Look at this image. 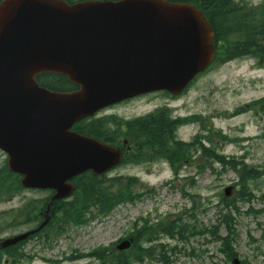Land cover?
I'll return each mask as SVG.
<instances>
[{
	"label": "water",
	"instance_id": "obj_1",
	"mask_svg": "<svg viewBox=\"0 0 264 264\" xmlns=\"http://www.w3.org/2000/svg\"><path fill=\"white\" fill-rule=\"evenodd\" d=\"M213 56L212 29L191 4L2 0L0 148L9 155V169L23 175L22 187L52 189L55 195L39 228L0 247L45 226L51 203L74 191L67 181L120 162L118 150L71 132L74 123L138 95L178 94ZM45 73L64 75L79 89L60 94L41 88L35 77Z\"/></svg>",
	"mask_w": 264,
	"mask_h": 264
},
{
	"label": "rangeland",
	"instance_id": "obj_2",
	"mask_svg": "<svg viewBox=\"0 0 264 264\" xmlns=\"http://www.w3.org/2000/svg\"><path fill=\"white\" fill-rule=\"evenodd\" d=\"M257 4L259 0H246ZM264 98V71L256 67L250 58L216 63L207 73L198 77L191 88L182 96L171 99L163 94L144 96L126 104L118 105L105 112L103 116H115L118 119L138 117L155 109L167 106L175 116L198 115L208 119L211 126L206 133L217 143L220 155L234 157L237 161L244 160L247 164L264 170V113L250 109L249 105ZM244 109L240 114L230 116L234 110ZM200 124H189L181 128L177 137L188 141L197 132ZM217 130L229 139L222 141L213 136ZM207 132V131H206ZM211 146V144H208ZM0 153V167L4 165ZM215 171L220 166L213 165ZM188 174V175H187ZM132 176L138 178L133 192L141 194L133 203L119 205L107 218L95 221L86 227L70 228L65 236L35 238L26 243L19 253L28 259L21 264H98L91 257L77 258L91 253L98 247H109L128 236L132 224L137 219H148L152 222L167 218H182V223L200 229L216 226L219 201L224 188L231 187L233 197L238 187H234L237 176L231 169L221 174L208 168L201 175L194 174L193 167H185L180 177L174 178L166 162L141 166L131 169L122 166L104 179L115 176ZM187 175V176H185ZM193 176V177H188ZM186 177V178H185ZM257 186V187H255ZM253 197L251 202L239 204V213L232 212L235 217V229L238 238L235 250L241 264H264V177L251 184ZM185 190L186 193L181 192ZM190 197H188V195ZM49 195L47 191L24 190L9 200L0 199V220H8V213L18 209L26 201L41 200ZM194 208V209H193ZM194 215L193 220L190 216ZM141 224V223H140ZM20 226L0 234V239L15 235L28 229ZM187 235V233H186ZM217 235H226L224 227L218 229ZM165 251L177 248L181 251L173 257V264H231L225 261L219 252L221 243L209 234L189 238L188 242H180L162 237ZM194 254L195 256L191 255ZM5 260V259H4ZM153 264H161L153 262Z\"/></svg>",
	"mask_w": 264,
	"mask_h": 264
},
{
	"label": "trees",
	"instance_id": "obj_3",
	"mask_svg": "<svg viewBox=\"0 0 264 264\" xmlns=\"http://www.w3.org/2000/svg\"><path fill=\"white\" fill-rule=\"evenodd\" d=\"M72 4L82 0H65ZM108 1V0H103ZM170 2H184L196 5L211 25L214 34V49L215 59L214 63H224L234 59H241L251 57L257 61V65L264 69V0H260L257 5H253L246 0H167ZM48 80L54 81L48 83ZM37 81L44 87L53 91H69L74 89L72 85L66 82L62 76L43 75L37 78ZM166 94V93H165ZM164 111H156L155 113L139 120L138 124L130 123L129 129L133 126H138L141 129V139H160V145L169 144L174 139L173 134L179 125L188 121H198L199 117H192L190 119H181L179 121H172L164 116ZM101 122V121H100ZM83 132L88 129L83 128ZM188 145L183 143H175L174 148L177 152H167L163 154L173 166L179 164L183 165L184 161L190 159L187 153ZM185 149V150H183ZM207 164L210 165L212 159L219 161L223 166L230 165L233 170L239 163L225 162L223 157L215 156L211 151L206 152ZM6 173V174H5ZM0 173V195L5 191L8 193H16L20 191L17 184V177L7 174L5 170ZM256 172L245 165L241 169V175L238 185L240 190L236 194L234 200H226L223 204L228 209L229 206H234L237 199L240 201H247L245 196H250V189L248 187L249 180L256 179ZM12 177V178H11ZM136 179H101L94 177L91 174L79 176L75 179L76 190L73 197L69 201H60L54 203L52 206L51 220L43 232H51L55 235L64 233L68 225H85L89 221L104 217L119 203L126 201H133L136 195H133V183ZM38 202H29L25 204L20 211L14 215V219L8 226L19 225L15 224L18 218H22V224H29L33 221H38L39 213L45 207ZM229 213L223 216V223L226 225L229 233L225 238L230 247V237L234 235L232 219L227 221ZM174 224L170 222H161L155 226L141 227L135 230V247L125 253H115L112 249L98 248L92 255L100 260L102 264H134L142 263L144 259L154 257L156 253L151 249L142 248L144 240H154L153 238L159 231H166L170 235L173 233ZM42 232V233H43ZM181 238L183 228L178 230ZM214 234V233H212ZM21 245V244H19ZM10 248L7 252H13ZM5 251V252H6ZM112 252V253H110ZM225 254H228L225 252ZM111 255V256H109ZM11 256L18 257L16 254ZM21 256V255H20ZM146 257V258H145Z\"/></svg>",
	"mask_w": 264,
	"mask_h": 264
},
{
	"label": "flooded vegetation",
	"instance_id": "obj_4",
	"mask_svg": "<svg viewBox=\"0 0 264 264\" xmlns=\"http://www.w3.org/2000/svg\"><path fill=\"white\" fill-rule=\"evenodd\" d=\"M136 118H139V116L135 117V119ZM103 129L104 128L99 127V129H96L95 132L101 136L108 135L107 131H104ZM106 141L108 143H111V144H117V143L122 144V140L120 141L118 139L112 141L111 138H108V139H106ZM168 141H170V140H168ZM136 142L142 144L143 146H141V147H137V146L135 147L134 146L133 147L132 142L130 140L127 144H125V145L122 144L123 145V153L125 154V156H129L130 158H135L134 160L137 159L136 155H138V158H139L141 156L142 152H144V153L146 152L149 156H154L155 154L159 153V151H160L159 146H160V143L162 142V140H160V139L140 140V139L136 138Z\"/></svg>",
	"mask_w": 264,
	"mask_h": 264
}]
</instances>
